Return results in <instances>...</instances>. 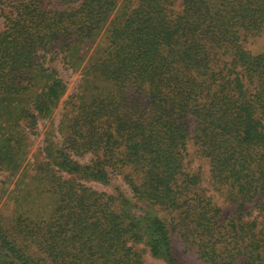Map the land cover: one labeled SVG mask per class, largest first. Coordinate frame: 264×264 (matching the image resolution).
I'll use <instances>...</instances> for the list:
<instances>
[{
	"label": "trees",
	"instance_id": "obj_1",
	"mask_svg": "<svg viewBox=\"0 0 264 264\" xmlns=\"http://www.w3.org/2000/svg\"><path fill=\"white\" fill-rule=\"evenodd\" d=\"M263 31L264 0H0L1 170L19 171L58 106L57 61L79 72L61 143L45 138L14 219H0V264H144L143 242L184 264L154 208L205 264H264V52L243 47ZM190 138L228 217L184 170ZM116 173L125 193L88 186Z\"/></svg>",
	"mask_w": 264,
	"mask_h": 264
},
{
	"label": "rangeland",
	"instance_id": "obj_2",
	"mask_svg": "<svg viewBox=\"0 0 264 264\" xmlns=\"http://www.w3.org/2000/svg\"><path fill=\"white\" fill-rule=\"evenodd\" d=\"M55 5H58V3H55ZM57 7L63 9L66 8V5H58ZM174 8L176 10H179V5L176 3ZM243 47L244 49L253 53L264 52V31L247 38V40L243 43ZM56 64L61 76L66 82V90L54 112L49 117L44 116L39 119L36 129L32 133H28V153L19 171L14 176H10L8 172L0 169L1 220L11 221L14 219L15 210L18 209V205L15 201V199L17 198H15L13 195L17 192L16 188L18 187L19 189L20 186L18 182L19 175L22 172L24 166L27 173H29L30 175H34L32 165L33 162L42 159L44 156L43 148L46 145L45 138L49 136L54 143H61L62 141V137L59 130H57V127L59 126V123L62 119L61 113H63V103L66 102L69 98L68 96L72 92H74V88L79 77V72H74V69L68 64H64L59 61H57ZM192 128L193 126L190 127V137H193ZM185 149V172L190 174H198V176L200 177V181L197 184L199 190H203L205 196L210 198V202L215 205V207L220 209V215L222 217H228L233 211L231 204L228 203L222 196V194H220V192H218L213 186L209 174L208 161L200 155L197 147L193 143L192 138L187 141ZM77 159L81 163H85L90 159V155H85ZM122 176V174L117 175L116 173V176H113L114 178L109 184L90 182L88 186L92 187L95 190L104 191L107 194H116L117 189L124 192L127 189V186L122 180ZM125 196H129V194L127 193L125 194ZM133 205L134 207H131L130 210L134 214H141L144 210H147L145 205H143V207H140L137 202H134ZM252 206L253 204H248V208L251 209L252 214H256V210L252 209ZM154 211L168 224L169 229L171 230L170 234L172 237V247L177 260H179L180 263L184 264H205L199 253L196 251L195 246L189 245L190 243L187 242L184 237L180 236V231H178L177 228H173L172 223L170 224L172 215L160 210L159 208H154ZM145 247L146 245L144 242L140 243L136 247L143 259L144 264H167V262L161 258H152Z\"/></svg>",
	"mask_w": 264,
	"mask_h": 264
}]
</instances>
